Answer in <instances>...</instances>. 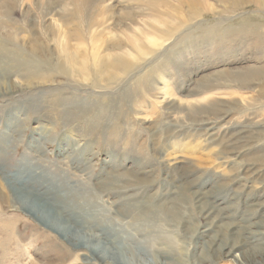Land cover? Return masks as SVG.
Masks as SVG:
<instances>
[{
  "label": "rangeland",
  "instance_id": "obj_1",
  "mask_svg": "<svg viewBox=\"0 0 264 264\" xmlns=\"http://www.w3.org/2000/svg\"><path fill=\"white\" fill-rule=\"evenodd\" d=\"M18 1L9 7L7 19L21 28L18 40L14 39L17 43H8L5 29L0 27V43L6 44L2 50L8 54L0 55V264H94L31 215L14 209L6 200L12 197L8 187L40 193L47 188L49 196L60 198L72 187L81 191L88 183L102 186L109 179L132 173L151 182L150 187L139 189V195L155 193L160 198L175 185L181 188L176 180L191 170L189 180L195 188L212 195V204L233 212L235 220L260 210L254 206L264 204V185L250 178L242 180L236 162L264 166V0H260L261 5L242 0L239 8L220 0H196L191 20V11L184 5L178 15L168 7L158 8L175 15L170 18L156 14L140 0H106L105 6H115L110 19L90 30L87 14L71 17L74 7L70 2L65 1L68 14L61 17L60 2L44 16L34 3L48 8L46 2L52 0ZM130 10L131 16L123 18ZM25 11L30 13L29 19L24 18ZM178 26L173 37L165 41L157 32ZM98 33L101 38L90 39ZM57 34H71L67 45L78 54V63H84L85 55L96 46L102 54L128 53L129 60L136 63L135 71L115 81L106 73L95 80V75L91 80L66 76L55 59ZM117 37L122 42L116 43ZM138 37L155 54L136 49L134 39ZM30 47L36 48L35 55L29 53ZM18 52L27 58L28 66H38L40 72L33 77L24 71L18 74L13 55ZM137 54L140 59H136ZM172 58L179 65L163 71ZM234 75H243L242 81L235 82ZM142 76L148 79L140 83L137 79ZM225 109L228 115L221 112ZM217 116L226 117L219 126L228 129L218 132L216 128L212 138L191 124L194 120L213 123ZM248 122L257 123L252 135L259 136L254 130L262 132L255 146L236 161L226 159L231 154L223 152L222 138L232 131V125ZM31 168L34 171L28 174ZM20 179L23 183L13 186ZM27 181L31 183L26 186ZM118 197L109 195L108 199L117 211ZM182 197L192 233L183 235L176 225L174 244L189 264L196 241L194 230L203 228L207 220L199 214L190 193ZM222 198L225 202L220 203ZM101 199L107 201L106 196ZM257 222L256 227H261L257 230L263 234H258L254 245L262 248L264 223ZM163 224L170 228L168 221ZM210 236L219 235L214 231ZM198 241L197 247L202 249L207 239ZM215 264L234 261L226 257Z\"/></svg>",
  "mask_w": 264,
  "mask_h": 264
},
{
  "label": "bare ground",
  "instance_id": "obj_2",
  "mask_svg": "<svg viewBox=\"0 0 264 264\" xmlns=\"http://www.w3.org/2000/svg\"><path fill=\"white\" fill-rule=\"evenodd\" d=\"M28 1L33 3L32 0ZM65 1L70 2L74 7L73 11H71V17H81L82 13H85L84 16L87 14L88 24L86 25L88 28H99L104 19H110L108 16H111L112 10L115 7L105 6L104 3L106 0H52L46 2L48 8L41 5L40 2H35L34 5L39 13L45 16L52 11V8L58 6L57 3L60 2L63 4V8L59 9V14L63 17V15L68 14ZM134 1L137 2L139 0ZM171 1H174L176 4L171 5L168 0H140V2L149 5V9L156 14L166 15L170 18L175 17V15L163 13L158 8L168 7L178 15L180 14V6L184 5L191 11L188 20H191L194 14H196V0ZM220 1L226 2V4L230 6L232 5L234 8H239L243 2L242 0ZM251 1L257 5H261L260 0ZM125 2H127V0ZM18 3V0H0V7L3 10L0 12L2 16L0 27L3 28V30L5 29L4 34L7 42L10 44L14 39L18 40L17 32L21 30L19 26L13 25L7 20L11 14L9 7ZM29 14L28 11H25L24 18L29 19ZM105 14H107V16ZM130 16L131 10L128 13H124L122 17L129 18ZM3 18L6 20L3 21ZM118 22L119 20L115 22V26H117ZM180 27L181 26L162 31L157 30V32L160 33L161 39L165 41L173 37L174 33H176ZM98 35L99 33L91 34L89 37L90 39L95 37L101 38V36ZM69 37H71V34L68 36L57 34L55 40L57 47L55 59L58 63V68L62 73H65L66 76L78 75L80 78L91 80V77L95 75V80L97 77L106 73L109 80L115 81L121 76L126 78L128 74L135 71L134 67L136 63L134 64L129 60L128 53L121 52L112 54V51L109 55L102 54L96 46H93V48L91 47L89 56L85 55L84 50V55L86 56L85 61L84 63H78V54H73V52L68 49L67 39H69ZM77 40L82 42L81 37H78ZM134 40L135 48L138 49V47H140V52L142 54H155V51L147 48L139 37ZM114 41L116 43L122 42L118 37ZM262 41V45H264V38ZM14 42L17 43V41ZM89 44L91 45L90 41ZM4 45L0 43V55L8 56V54L2 50ZM23 46L26 47L25 43ZM179 46H176V48H179ZM24 47H21V49H24ZM176 48H174V50ZM116 49L119 50V48ZM29 51L31 55L37 53L35 47L29 49ZM13 55L15 56L14 63H16L18 74H22L24 71L25 75L33 77L40 72L38 66H28V64H26L28 62L27 58L20 54V52ZM138 57L137 54L136 59ZM164 62L167 64V59ZM177 63L178 60L172 58L170 59L169 65H164L162 70L169 71L170 67L172 68V66L177 65ZM25 67H27V70L24 69ZM165 72L163 73L164 75ZM242 76L234 75L232 79L235 80V82H241ZM146 79L148 78L142 76L137 80L143 83ZM93 83L95 84V81H93ZM171 108L167 106V109L171 110ZM221 112L224 113V115H228L229 110L225 109ZM225 120H227L225 116H217L213 119V123H209L206 120H194L191 124L193 128L195 126V128L200 131L204 133L207 132L208 136L212 138L216 134L214 131L216 128H218V132H220L221 129H228V127L219 126V124ZM228 122L229 121H226V124H229ZM256 126L257 123L250 122L244 125L239 123L232 125V131L228 133L226 138L223 137L221 140L222 145L223 143L225 144L222 146L223 152L228 155L231 154L226 157V159L229 158L232 160V158H234L236 161L242 158L243 155L247 154V151L255 146L254 143L262 133L261 130L258 129L254 130L259 133L258 137L251 134V131H253L251 129H256ZM169 127L173 128L172 124L169 123ZM238 154H240V157L237 156ZM236 164L241 171L242 180L247 181V179L250 178V180H258L264 185V166H254V164L246 163L240 164L239 161L236 162ZM33 171V168H31L28 174H32ZM259 174H263L261 177L262 179L255 178ZM191 176H193L191 170L184 171L183 174L179 176V179H175L176 182L178 181L181 188L175 185L173 186V191L160 194V198H158L155 193L152 194L153 196L144 195L145 192L139 195V189H142V186L150 187L151 182L147 181V179L135 177L132 173H129L128 176L123 175L109 179L104 182L102 186L88 183L81 191L75 190V188L72 187V190L66 191L67 193L60 198L53 194L49 196L47 188L42 193L29 191L27 188L18 189L19 186L15 185L23 183V180L20 179L19 181H14L15 184L13 186H15V188L8 187L12 197L6 200L10 201V203L15 206L14 209L22 210V212L25 211L31 215L45 228L59 236V239L66 241L67 245L74 248L76 252L82 253L94 264H186L184 259H182L184 257L182 252L176 248L177 243L174 244V236H176V234L173 227L179 225L182 228L183 235L191 232L189 227L190 222L187 219V213L184 211L186 201H184L182 197L185 193H190L194 198V205L196 204L195 206L199 210V214L204 216L207 223L203 228L194 230L193 234L196 241L194 242L189 264H215L217 261L221 259L224 260L226 257L232 258L234 264L264 263V247L261 248L260 246L256 247V245H254L258 239V234H263L257 230L261 227L256 226H259L257 219L259 222L264 223V204L255 205L254 207L257 209L259 207L260 210L257 212L255 211V213L249 211L250 214L247 213L249 214L247 218L235 220V215H233L234 218H232L233 212L232 214L227 213L223 208H218L212 204L210 200V196L212 195L207 196L205 192L196 189L194 182L189 180ZM40 179H42V177H40ZM136 181H138L139 184L135 183ZM27 183L31 182L27 181L26 186ZM34 184H38V181L34 182ZM43 195H45V197L42 198ZM109 195H112L113 198L115 195H119L116 199L117 204L120 206L118 211L113 209L112 202L108 201ZM105 196L107 197V201L101 199V197ZM216 198L217 196L214 197V199ZM133 200L136 201L131 202ZM223 202H225L223 198L220 199V203ZM248 207H252V204L248 205ZM164 221H168L170 225L169 229L163 224ZM252 227H255V229L252 230ZM87 230H90L91 233L87 234ZM214 231L216 235L220 237L212 238L210 235ZM100 232H102V234H99ZM168 232L172 235L168 236ZM223 232H226L228 237L227 241L223 240ZM198 239H207L202 249L197 247V245H199Z\"/></svg>",
  "mask_w": 264,
  "mask_h": 264
}]
</instances>
